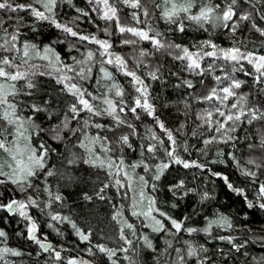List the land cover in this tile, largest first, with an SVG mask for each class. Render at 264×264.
<instances>
[{
  "label": "snow or ice",
  "instance_id": "6c2138e0",
  "mask_svg": "<svg viewBox=\"0 0 264 264\" xmlns=\"http://www.w3.org/2000/svg\"><path fill=\"white\" fill-rule=\"evenodd\" d=\"M87 3L93 5L91 11L105 21V27L102 29L105 36L113 35L110 28L113 27L114 22L115 32L122 37L120 43L133 48V67L129 66L124 56L111 51L113 44L110 39H100L95 34H82L74 30L78 27L77 22L81 16L89 17V12L75 8L79 15L65 22L57 18L60 6L67 4L74 7L73 0H27V2L19 3L17 0H0V12L7 14L6 18L0 15V186L12 185L14 191L23 194L30 189L38 191L41 182L46 183V177L59 175L61 179L68 182V186L76 185L85 201L91 202L94 197L99 200L110 199L104 194L110 186V181H100L99 186L93 182L90 189L88 175L80 176L79 173L73 175L72 172L63 170L57 172L55 168H49L50 154L57 150L44 143L38 145L32 143L34 136L39 135L41 131H47L52 139L62 144L64 148V152L59 153L61 169L82 162L91 168L105 170L108 177H121L114 179L112 186H115L118 192L126 187L137 194L130 198L131 216L143 218L144 227L150 228L154 233H164L166 236L173 237L182 231L188 236L203 233L212 240L226 241L231 245L230 251L240 253L245 246L243 243L237 244L232 236L213 234L214 227L224 231L233 229V223L228 216L219 214L214 219H208L203 228L186 227L185 224L191 219L190 216H184L178 220L157 207L154 193L158 188L155 183L150 184V180L160 181L166 171L174 165H179L183 169L196 168L209 172L211 170L206 164L186 160L180 155L178 151L180 147L188 152L187 142L183 141L178 145L173 130L168 129L160 120L156 106L152 102L151 84L146 82V80L163 82L159 75L161 66L151 68L146 58L156 53L166 54L171 59L182 62L184 72L200 77L197 82L199 88L192 79H182L181 83L174 85L176 88L184 87L186 90H194L187 91V96L180 101L185 115L187 110L192 108L193 103L207 105L197 112L196 119L200 123L191 132L193 137L198 134L204 136V133L198 132L200 128H206L207 132L211 133L202 141L205 147L198 151L206 154L205 149L213 143L231 142L235 147V142L240 137L234 136L233 133L237 132L242 125L250 126L254 122L264 123V54L260 53L257 40L247 35L251 32L258 34L259 45L264 46V0H218V2L214 0H87ZM120 6L132 11L128 16L122 17ZM157 12H159V20L170 26L174 25L179 32L185 31L184 21L186 20L205 31H208L205 25H210L212 32L209 33L208 39L192 46L195 50H190L189 47L169 40L165 33L156 29L152 18ZM20 13H27L35 22H46L63 34L76 38L78 42L82 44L87 42L96 45V48L82 52L81 59L72 56L73 63L69 65L61 59L52 45L41 47L28 40L21 41L22 29L30 25L25 23V18ZM9 29L12 30L9 31ZM171 30L169 28V31ZM216 30L228 33L231 46L222 47L212 39ZM31 31L36 32L37 28L31 26ZM141 42H148L151 50L137 47ZM71 47H75V44ZM97 55L101 58L99 73L102 75L96 84L99 86L100 80L108 82L103 85L105 91L100 95L94 94L84 86L93 79V62ZM34 59L45 63H32ZM205 60H208L207 64L204 63ZM105 64L112 65L129 78L134 94H129L125 99L123 87L116 82L113 73L104 67ZM245 64L250 66V70H246ZM141 66L149 69L145 77L137 72ZM70 73L74 75H69ZM241 73L249 80L238 78V74ZM38 75L55 79L57 84L62 85L60 91L72 97L71 101L64 103L62 119L58 123L49 125L47 129L36 124L31 114L46 112L48 119H52L54 113L48 105L52 104L54 107L55 101L49 98L22 103L18 99L22 95H34L32 90L37 87L35 77ZM245 86L249 90L241 91ZM24 109H27L30 114L22 115L21 112ZM81 113L88 115L82 118ZM144 114L152 118L159 130L164 133V137H160L150 128L147 129L149 135L141 138L138 145L142 159L126 164L123 157L124 149L136 151L130 139V137L138 136L133 121H140ZM103 117L110 118V121L101 123L96 119ZM73 121L76 122L75 125ZM184 127L185 124L182 123L176 132H180ZM89 128H95L98 131L89 133L86 131ZM105 133H112V135ZM256 134L255 141L251 136L245 135L244 139L249 141L247 147L250 151L259 149L264 152V129H257ZM145 140L148 143H145ZM97 145H99V154ZM76 148L83 149V154L74 151ZM114 152L118 154L116 157L111 155ZM145 153L159 162L150 165L143 159ZM222 155L225 154L217 151V157ZM229 155L236 161L235 167L240 175L250 182H256L257 171L241 165L234 154ZM210 163H217V161L212 160ZM246 165H251L256 170L264 169V163L259 162V158L255 156H250ZM137 168H143L150 174L149 178L146 179L143 175L137 176L135 173ZM211 175L222 179L230 191L243 197L247 208L258 207L264 210V183L258 184L257 197L254 201L248 199L243 187L234 186L228 176L218 172H211ZM96 179L99 180V177ZM147 188L151 189L152 194H146ZM168 191L178 200L189 196L198 197V202L201 204L213 198L208 190L198 191L196 187H188L183 179L170 184ZM44 192L47 193L48 199L43 204L31 194L23 199H16L13 196L7 202H0V210L18 215L22 226L19 227L16 235L35 243L42 251L50 253L53 262L66 260V264H95L94 260L83 257H63L62 252L67 250L63 245L58 250L48 242L47 235H38L39 225L29 211L32 208L39 209L49 218L47 227L53 229L57 235H63L57 225L69 224L79 241L90 245L85 249L88 256L95 257L97 254H102L110 264H119L118 253L124 254L123 260L128 264H139L136 257L141 248L150 250L154 254L155 264H161V261L163 264H189V261L192 264H209V262L216 264V260L208 254L209 249L205 245L183 240L184 248H174L172 240L165 239L164 247L159 249L147 235L138 234L136 225L126 219L119 221L121 243L117 247H109L101 243L92 244L91 232L82 230L70 217L50 210L53 201L61 202L62 196L53 195L47 186L44 187ZM124 194L127 195V193ZM3 195L4 193L0 191V197ZM177 206L176 203L172 204L173 208ZM198 214V211L193 208L191 216ZM120 215L121 213L117 212L112 219L115 220ZM125 228L130 236L125 234ZM248 231L250 232L251 229ZM7 239V232L0 229V245L5 244ZM256 239L261 243V247H264V235ZM217 253L223 258L229 255L223 249H217ZM23 255L24 252L19 249L0 247V264H10L6 259L8 256L22 257ZM242 255L248 257L249 254L243 252ZM249 264H264V256L251 257Z\"/></svg>",
  "mask_w": 264,
  "mask_h": 264
},
{
  "label": "trees",
  "instance_id": "16d2710c",
  "mask_svg": "<svg viewBox=\"0 0 264 264\" xmlns=\"http://www.w3.org/2000/svg\"><path fill=\"white\" fill-rule=\"evenodd\" d=\"M17 2H27V0H17ZM214 2H218V0H214ZM73 4L74 7L62 4L58 11L57 18L61 20V22H65L70 20L72 17L79 15V13L75 11V8H81L84 11L89 12L90 18L81 16L80 20L77 22L78 27L74 28V30H78L82 34H95L101 39H110L113 44L112 49L116 50L119 55L124 56L125 59L128 60L129 66L133 67V48L131 47L127 51L125 49L126 45H122L120 43L122 37L115 32L114 22L113 27L110 28L113 35L111 37H107L102 31L105 27V21L100 19L97 13H93L91 11L93 5H89L87 0H73ZM120 7V15L122 17L128 16V14L132 11L131 9L123 8L122 6ZM0 15L5 16L6 18L7 14L0 12ZM20 15L25 18V23L30 25V27L22 29L23 35L20 38L21 41L28 40L30 42L37 43L41 47L44 45H52L55 51L61 56V59L69 65L73 63L71 59L72 56H75L77 59L82 58L81 52L83 49L81 48L83 47L76 40V38L63 34L59 30L48 25L46 22H35L27 13H20ZM152 23L157 30L165 33V36L169 40L189 47L190 50L199 40L208 39L209 33L212 32L210 25H205V27L208 28V31H205L204 29L196 26L193 22L187 20L184 21L185 31L179 32L176 30L174 25L170 26L162 20H159V12H157L156 16L152 18ZM31 26L36 27L37 31H31ZM169 28L172 30L169 31ZM11 30L12 29H9V31ZM247 35L257 40V46L259 47L260 53L264 54V46L259 45L260 38L258 37V34L251 32L247 33ZM212 39L222 47L231 46L228 33L222 30H216ZM61 40L64 42L61 43ZM73 44H75V47H71ZM137 47L151 50V45L148 42H141V44ZM251 47L252 45L250 44L249 48L251 49ZM77 49H79V51H77ZM100 59L101 58L97 55L96 60L93 62V79L84 85L89 91L96 95L103 93L105 91L103 85L108 83L107 81L100 80L99 86L96 84V81L99 80L102 75L99 73V67L101 66L99 63ZM146 62L151 68H155L157 65L161 66L159 75L162 77L163 82L150 80H146V82L151 84L150 92L153 98L152 102L156 106L157 115L160 120L164 122L168 129L173 130L178 145L183 141L187 142L188 152H185L183 147H180L178 149L180 155L186 160H195L199 163L206 164L207 168L210 169L211 172H218L228 176L234 186L243 187L245 189L249 200L255 201L257 197L258 184L264 183V174H262L264 173V169L256 170L253 166L246 165V161L250 156H255L259 158V162L264 163V152H261L259 149H253L250 151L247 147L249 141L244 139V137L245 135L251 136L253 141H255L257 138L256 130L264 129V123L254 122L250 126L242 125L237 132L233 133L234 136L240 137V139L235 142V147H233L231 142L228 144L213 143L208 145L205 149L206 154L199 152L198 149L205 147L202 143L203 139L210 136L211 133L207 132L206 128H200L198 132L204 133V136H200L198 134L193 137L191 132L196 125L200 123V121L196 119L197 112L207 107V105L193 103L192 108L187 110V115H185L183 104L180 103V101L187 96V91L194 90H186L184 87L176 88L174 85L181 83L182 79H192L194 83H197L200 77L184 72L183 63L171 59L166 54L156 53L153 56L147 57ZM32 63L43 64L45 62L39 59H34ZM104 67L113 73L116 82L123 87L125 91V99L128 98L129 94H134L128 77H125L112 65L105 64ZM245 68L246 70H250L249 65ZM148 71L149 69L143 66L137 69L138 74L142 77H145ZM238 78L249 80V78L244 77L242 73L238 74ZM207 82L208 81L206 80V83ZM20 83L23 84V82ZM35 83L37 84V87L32 90L34 92L33 96L22 95L18 97V99L22 103L45 100L49 98L55 101L54 107L52 104L48 105L49 108H52L54 113L52 119H48V114L46 112L31 114L36 124L40 125L41 128L47 129L49 125L58 123L59 120L62 119V109L64 107V103L71 101L72 97L66 92L60 91L62 85L57 84L55 79L49 76L38 75L35 77ZM197 88H199L198 83ZM248 90L247 86L241 89V91ZM200 94H203L202 90ZM21 114L27 116L30 113L27 109H24ZM87 115V113H81L82 118L87 117ZM96 119H98L101 123H107L110 121V118L108 117ZM129 119H131V117H129ZM75 123L76 122L73 121L74 125ZM133 123L136 125L138 136L130 137V139L136 148V151H131L127 148L124 149L123 157L126 164L138 162L142 159L138 145L141 138L149 135L147 129L150 128L160 137H164V133L159 130L152 118L147 117L146 114L142 115V119L140 121H133ZM182 123L185 124V127L181 129L180 132H176V129H180V125ZM86 131L89 133H95L98 130L95 128H89ZM124 131L128 130L124 129ZM105 134L109 136L112 135V133ZM144 142L148 143L147 140ZM32 143L33 145L44 143L47 146L56 149V152L50 154V158L48 160L49 168H55L57 172L61 170L72 172L73 175L76 173H79L80 176L88 175L90 180V189L93 182L99 186L100 181H110V186L104 193L105 196L110 197V199L99 200L94 197L91 202L85 201L82 198V195L79 194V188H77L76 185L73 184L68 186V182L66 180L61 179L59 175H54L46 177V183L41 182L38 191L36 189H30L28 192L21 194L14 191V186L12 185L0 186V191L4 193L3 197H0V202H7V200L13 196L16 199H23L25 196L31 194L43 204L44 202H47L48 199L47 193L44 192V187L47 186L52 191L53 195L60 194L62 196L61 202L53 201L52 209L50 210H55L64 216L70 217V219L74 221L82 230L91 232L92 244L101 243L106 244L109 247H117L118 244L121 243L119 241V229L121 227L119 221L121 219H126L136 225L138 234L147 235L159 249L164 247L165 239L172 240L174 248H183V240H189L197 245H205V247L209 249L208 254L212 255L216 260V264H249L251 257L264 256V247H261V243L256 239L264 235V231H261L264 229V210H260L258 207H254L252 209L247 208L246 201L243 197L230 191L222 179L212 176L209 171H201L196 168L183 169L179 165H174L166 171L160 181L150 180V184L155 183L158 188V190L154 193L157 199V207L178 220L182 219L184 216H190L191 219L186 222V227L192 226L203 228L206 226L208 219H214L219 214L228 216L233 223V229L231 231H224L214 227L213 234L215 235L218 233L224 236H232L237 244L243 243L245 246L241 249L240 253L230 251L231 245H229L226 241L212 240L203 233H196L192 236H188L182 231L176 237H173L171 235L166 236L164 233L157 234L152 232L150 228L144 227L142 224L143 218L138 219L131 216L130 198L137 194L126 187L120 189L118 192L117 188L112 186V184H114V179L121 177H108L105 170L91 168L82 162H78L75 166H68L65 169H61V157L59 156V153L64 152V148L62 144L53 140L47 131H41L39 135L34 136ZM165 143L167 144V141H165ZM96 147L99 154V145ZM74 151L83 154V149L76 148ZM217 151H220L225 155L217 157ZM229 154H234L236 160H238L241 165L252 168L253 171H257L256 182H250L248 179L240 175L239 170L235 167L236 161L232 160L231 155ZM111 155L116 157L118 154L114 152L111 153ZM161 158L163 157L161 156ZM143 159H145L150 165L159 162L158 160L152 159L150 154L147 153H145ZM212 160H216L217 163H210ZM135 173L137 176H145L146 179H148L150 175L145 172L143 168H137ZM41 176L43 177V173H41ZM97 177H99V180L96 179ZM181 179L185 181L188 187H196L198 191L208 190L213 198L202 204L198 202V197L193 196L186 197L183 200H178L176 197L172 196L170 191H168V186ZM145 191L146 194H152L150 188H147ZM124 193H127V195ZM173 203H176L178 206L173 208ZM193 208L198 211V215L191 216ZM117 212H120L121 215L113 220L112 217ZM30 214L33 215L39 225L38 235H47L48 239L56 248H60V246L63 245L64 248L67 249L62 252L63 257L86 256V259L88 258L87 260L92 259L95 264H110L107 258L102 254H97L95 257L90 256L89 259L85 249H87L90 245L80 242L69 224L63 223L57 225L63 233V235H57L53 229L47 227V223L50 222L49 218L43 215L39 209H30ZM165 223L167 224V221H165ZM21 226L22 224L18 215H12L4 210H0V229H3L8 234L6 243L0 245V247L8 246L24 252L22 257H6L10 264H66V260L53 262L50 258V253L42 251L35 243L17 236L16 232ZM248 229H251V231L249 232ZM124 231L126 235L130 236L129 231L126 228ZM217 249H223L224 252L229 253L228 257H221L217 253ZM93 251H95V249H93ZM243 252H248V257H244L242 255ZM29 253H31V255H29ZM123 255V253H118L119 264H128L127 261L123 260ZM153 256L154 254L150 250L141 248L138 257L136 258L139 260V264H155ZM172 256L173 258L175 257L174 251L172 252ZM161 264H163V261H161ZM189 264H192V262L189 261ZM209 264H211V262H209Z\"/></svg>",
  "mask_w": 264,
  "mask_h": 264
},
{
  "label": "rangeland",
  "instance_id": "374dc122",
  "mask_svg": "<svg viewBox=\"0 0 264 264\" xmlns=\"http://www.w3.org/2000/svg\"><path fill=\"white\" fill-rule=\"evenodd\" d=\"M101 39V38H100ZM102 39H104V38H102ZM199 41H202V40H199ZM198 41V42H199ZM198 42H196V43H198ZM80 43V42H79ZM195 43V44H196ZM80 45L83 47V48H81V49H83L82 50V52H85L86 50H88V49H92V50H95V48H96V45H93V44H88L87 42H84L83 44L82 43H80ZM129 48H131V46H125V49L128 51L129 50ZM191 50H195V49H191ZM111 51L113 52V53H115V54H118L117 52H116V50H113V49H111ZM124 51V50H123ZM81 52V53H82ZM130 62V61H129ZM208 62V60H205L204 61V63L206 64ZM219 63V62H218ZM246 66H248L247 64H245V67ZM69 75H74V73H70ZM77 82H80V81H77ZM30 211V210H29ZM48 242H50V243H52L49 239H48ZM184 248V247H183ZM57 249H59V248H57ZM78 257H83L84 259H86V256H78ZM89 259H90V256H89ZM92 260V259H91Z\"/></svg>",
  "mask_w": 264,
  "mask_h": 264
},
{
  "label": "bare ground",
  "instance_id": "6f19581e",
  "mask_svg": "<svg viewBox=\"0 0 264 264\" xmlns=\"http://www.w3.org/2000/svg\"><path fill=\"white\" fill-rule=\"evenodd\" d=\"M88 259V258H87Z\"/></svg>",
  "mask_w": 264,
  "mask_h": 264
}]
</instances>
